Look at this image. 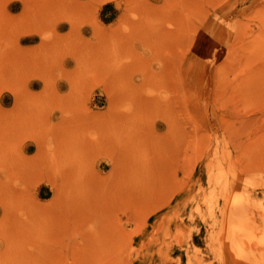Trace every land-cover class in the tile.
I'll return each mask as SVG.
<instances>
[{"label":"rangeland","instance_id":"obj_1","mask_svg":"<svg viewBox=\"0 0 264 264\" xmlns=\"http://www.w3.org/2000/svg\"><path fill=\"white\" fill-rule=\"evenodd\" d=\"M227 256L264 264V0H0V264Z\"/></svg>","mask_w":264,"mask_h":264},{"label":"bare ground","instance_id":"obj_2","mask_svg":"<svg viewBox=\"0 0 264 264\" xmlns=\"http://www.w3.org/2000/svg\"><path fill=\"white\" fill-rule=\"evenodd\" d=\"M231 193H232V196H231L230 201H229L228 213L230 216L233 215L232 217H234L237 214V216L241 218L242 216H244L243 213H244L246 208L243 206L242 201L240 200V197L238 194L239 192H237L236 190H232L229 192V194H231ZM241 257H237V259L232 261V260H230L229 256H227L225 262H227V264H251L249 262V257H245V256H241ZM233 259H234V257H233Z\"/></svg>","mask_w":264,"mask_h":264}]
</instances>
